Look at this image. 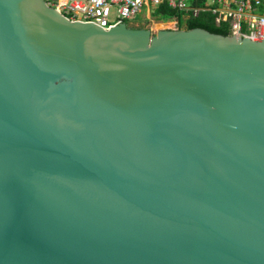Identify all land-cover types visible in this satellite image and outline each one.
I'll return each instance as SVG.
<instances>
[{"label":"water","instance_id":"1","mask_svg":"<svg viewBox=\"0 0 264 264\" xmlns=\"http://www.w3.org/2000/svg\"><path fill=\"white\" fill-rule=\"evenodd\" d=\"M0 264H264V40L0 0Z\"/></svg>","mask_w":264,"mask_h":264},{"label":"built area","instance_id":"2","mask_svg":"<svg viewBox=\"0 0 264 264\" xmlns=\"http://www.w3.org/2000/svg\"><path fill=\"white\" fill-rule=\"evenodd\" d=\"M192 1L194 0H45L47 6L57 9L69 20L92 23L105 30L121 24L128 26L138 17L147 20L148 13L163 4L187 15L191 12L197 15L206 10L211 13L216 25H229V35L256 42L264 40V0H201L204 4L202 6H191Z\"/></svg>","mask_w":264,"mask_h":264},{"label":"trees","instance_id":"3","mask_svg":"<svg viewBox=\"0 0 264 264\" xmlns=\"http://www.w3.org/2000/svg\"><path fill=\"white\" fill-rule=\"evenodd\" d=\"M190 4L191 6L204 5L201 0H194ZM154 15L158 21L165 25L173 23L174 26L170 29L171 31L182 30L183 26H185L186 30L202 29L224 36L230 34L229 25L227 23L216 25L211 13L206 10L200 11L197 15H194L193 12L187 15L185 12H179L163 4L155 10Z\"/></svg>","mask_w":264,"mask_h":264},{"label":"rangeland","instance_id":"4","mask_svg":"<svg viewBox=\"0 0 264 264\" xmlns=\"http://www.w3.org/2000/svg\"><path fill=\"white\" fill-rule=\"evenodd\" d=\"M154 14L155 11L148 13L147 20H143L142 17H138L136 20L131 21L128 27L133 29H147L152 30L153 32H157L158 30H170L171 28H173V23H168L165 25L162 22L158 21ZM143 21H145V24H142ZM182 30H186V27L183 26Z\"/></svg>","mask_w":264,"mask_h":264}]
</instances>
